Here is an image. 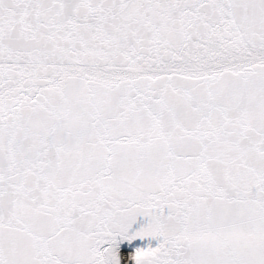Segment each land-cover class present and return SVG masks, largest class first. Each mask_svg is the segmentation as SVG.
Returning a JSON list of instances; mask_svg holds the SVG:
<instances>
[{
    "label": "snow or ice",
    "instance_id": "6c2138e0",
    "mask_svg": "<svg viewBox=\"0 0 264 264\" xmlns=\"http://www.w3.org/2000/svg\"><path fill=\"white\" fill-rule=\"evenodd\" d=\"M0 264H264V0H0Z\"/></svg>",
    "mask_w": 264,
    "mask_h": 264
}]
</instances>
